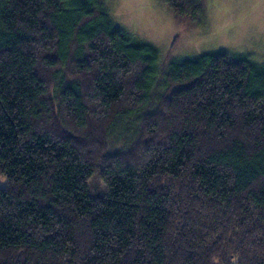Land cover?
<instances>
[{
    "label": "trees",
    "instance_id": "16d2710c",
    "mask_svg": "<svg viewBox=\"0 0 264 264\" xmlns=\"http://www.w3.org/2000/svg\"><path fill=\"white\" fill-rule=\"evenodd\" d=\"M160 65L102 0H0V264H264V63Z\"/></svg>",
    "mask_w": 264,
    "mask_h": 264
},
{
    "label": "rangeland",
    "instance_id": "374dc122",
    "mask_svg": "<svg viewBox=\"0 0 264 264\" xmlns=\"http://www.w3.org/2000/svg\"><path fill=\"white\" fill-rule=\"evenodd\" d=\"M112 21L137 41L155 45L160 75L169 64L207 52L264 63V0H204L201 25L179 23L165 0H102ZM93 184L103 190L98 177Z\"/></svg>",
    "mask_w": 264,
    "mask_h": 264
}]
</instances>
